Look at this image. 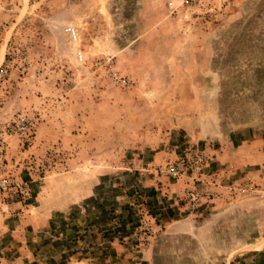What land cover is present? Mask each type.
Returning a JSON list of instances; mask_svg holds the SVG:
<instances>
[{"label":"rangeland","instance_id":"1","mask_svg":"<svg viewBox=\"0 0 264 264\" xmlns=\"http://www.w3.org/2000/svg\"><path fill=\"white\" fill-rule=\"evenodd\" d=\"M0 143L21 238L95 190L115 252L76 237L67 263L264 264V0H0Z\"/></svg>","mask_w":264,"mask_h":264},{"label":"crops","instance_id":"2","mask_svg":"<svg viewBox=\"0 0 264 264\" xmlns=\"http://www.w3.org/2000/svg\"><path fill=\"white\" fill-rule=\"evenodd\" d=\"M226 152H228L227 149L221 157L228 160V156L231 154L233 156L232 160H235L237 163L238 152L229 151L230 154ZM234 166L237 167L235 164ZM93 197H96V194L95 190L91 187L85 193L80 191L76 195L68 192L64 198L57 202L46 199L42 202L41 206L43 208L41 211L36 213L35 218L31 219V223L34 226L32 231L24 234L23 238H21L20 233L22 232L23 225H26V220L22 219L20 223L12 222L13 220L6 221L0 213V261H3V264H15L19 254L24 252L28 263L30 262L29 264H38L40 260H43L46 264H57L58 262H60L59 264H86L81 261L67 263L70 252V249L67 247L71 248L73 239L76 237H80L81 240H87V243H89L87 246H89V251L91 252L95 248H99L98 251L97 249L95 250L96 252H115L114 247L118 238L113 236L115 228L112 226L111 220L109 221L107 218L106 220L100 219L96 215L98 211L96 212L95 207L86 210V207L81 203L84 199H90L89 203H94L92 200L94 199ZM70 213L75 217H69L68 214ZM57 216L60 217L61 222L64 221L65 223L53 233L50 227L52 223L56 222ZM39 227L42 229L38 230ZM100 231L102 234H100ZM28 234L30 237L41 234L40 238L37 236L31 241L32 243H39L38 245L46 246L47 248H44L43 252L37 251L39 247L34 250L29 246L31 242L24 240ZM84 236H88L89 238H83ZM20 242L23 244L29 243V245L26 244L27 248L25 249V246L21 247ZM118 245L120 244L118 243ZM52 248L55 251L52 252ZM256 249L251 250L253 252L251 256L255 258L262 255L264 257V246ZM121 251L125 252V249L122 247ZM52 258H56V260H52ZM44 259L47 260L45 261Z\"/></svg>","mask_w":264,"mask_h":264},{"label":"built area","instance_id":"3","mask_svg":"<svg viewBox=\"0 0 264 264\" xmlns=\"http://www.w3.org/2000/svg\"><path fill=\"white\" fill-rule=\"evenodd\" d=\"M68 32L73 39H77L78 34L75 31V29L69 28ZM79 59L80 60L83 59V55L81 53H79ZM183 166L184 165L182 162L172 164L169 166L168 172L173 176H177L180 173V170L183 168ZM7 172H8V166L5 162V147L3 146L2 143H0V194L5 192L7 189V186L9 185V179L7 176ZM191 194L192 192L189 191V198L191 201L196 200L199 197V193H195L193 196H191ZM206 195H208V198L211 197L210 193L208 194L206 193Z\"/></svg>","mask_w":264,"mask_h":264}]
</instances>
